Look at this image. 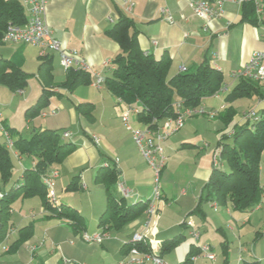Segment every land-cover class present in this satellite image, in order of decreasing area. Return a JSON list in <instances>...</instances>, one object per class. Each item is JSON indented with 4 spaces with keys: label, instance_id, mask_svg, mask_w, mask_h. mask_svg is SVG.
Instances as JSON below:
<instances>
[{
    "label": "crops",
    "instance_id": "0c3cea01",
    "mask_svg": "<svg viewBox=\"0 0 264 264\" xmlns=\"http://www.w3.org/2000/svg\"><path fill=\"white\" fill-rule=\"evenodd\" d=\"M19 1L21 2V0ZM208 1L214 3L216 0ZM45 2L44 17L53 35L62 42L65 48L75 51L81 59V62L73 64L72 69L88 73L91 80L93 78L92 72H98L105 76L112 70V59L119 52V46L108 37L106 31L116 22L118 18L116 10H120L135 21L138 29V44L143 53L151 55L154 59H160L163 55L169 57L168 76L171 77L180 73L181 67H185L186 71H191L204 60L222 73L224 81L219 93L206 97L202 101L206 110L215 111L216 114L219 112L213 106L208 107V104H212L213 100H219L223 91L232 89L234 81L230 74L247 63L254 51L264 49L263 15L258 17L260 22L256 26L246 23L242 21V5L236 3L226 2L222 7L221 14L207 23L193 14L187 6V0H45ZM23 7L27 17V6L23 5ZM165 9L170 15L171 21H168L162 13V10ZM0 46L6 51L0 52V58H10L11 53L12 57L20 54L23 59L22 69L25 64L30 62V64H35L37 72L39 46L20 42L10 45L4 43ZM47 57H52V59L55 57L58 61L56 54L49 53ZM57 64L58 74L52 66L54 81L58 75H62L60 79L63 78L62 80H64L65 71L59 61ZM82 64L88 67V72L82 70ZM88 86L94 87L91 83ZM75 89L69 92L55 87L54 92L59 96H53L50 99V104L55 107L53 109L57 110L53 115L50 114L51 109L45 116L39 114L41 118L46 119L40 121L37 127L38 129L51 130L63 128V132L69 131L71 133L70 137L73 138L72 143L75 145V149L56 167L58 176L53 180V189L56 201L57 197L61 196V194L57 196L56 187L65 191L64 196H61L62 201L66 202L67 206L76 209L83 217L84 222L87 218L94 223L93 227L86 228L85 225L82 231L75 232L67 220L50 216L38 197L23 198L21 193L17 192L16 200L19 201L18 203L16 201V209L13 207L15 204H11L9 210L10 228L6 238H4L5 242L10 247L17 238L18 229L24 226L30 225L33 234L18 249L14 251L8 249V251L1 253L0 264H118L123 255L122 246L130 241L134 233L143 231L144 214L126 224L119 231H108L109 237L101 244L86 243L80 239L82 232L92 233L101 230L97 223L105 208L106 190L104 184L95 181V176L97 170L105 162L112 163L118 168V182H123L136 193L137 202H145L151 196L154 176L132 141L129 132L120 121V114L127 105L119 102L106 89L105 85L97 88L99 94L97 97L95 96L96 98H80L77 94H73ZM15 93L17 92L6 94L0 89V126L4 132L6 129L14 131L15 137L10 135L12 140L21 137L13 126L15 121L10 117L11 112L6 109L12 106L16 99ZM60 97H65L69 101L68 105L59 101L53 102L54 98ZM253 98L256 99L253 110L248 109L236 113L233 121L227 126L220 122V126L215 129L216 141L220 139L222 134L231 133L234 125L243 123L248 117V112L250 114L257 113L264 107V98ZM80 99L93 101L91 102L93 104L91 120H87L76 112L75 105L81 101ZM21 101L23 102L20 113L21 116L23 115L26 127H29L32 120L25 119L24 112L29 105H32L33 100L28 102V99L24 98ZM236 102H233L232 105H235ZM225 107V101H220L219 109L222 111ZM216 116L211 119H215ZM80 119L86 120L87 125L81 128V135L73 136L69 127ZM131 120L134 126H140L135 115L131 117ZM116 122L128 132L125 137L123 133L113 131ZM183 130L173 134L165 141L164 149L167 161L159 179L171 173L177 166L178 160L182 161L184 158L185 162L193 163L190 172L191 178L198 183L197 192L193 190L190 196H187L185 191L181 192V199L178 202L180 204L178 205L179 211L173 210L166 194L160 192L156 238L162 242L180 235V241H182L187 234L195 244L194 242H179L163 256L164 261L168 264L180 263L183 255L186 256L189 252H192V255L198 253L199 246L206 244L204 239V241L201 240V228L194 216L199 215L198 220L203 222L205 221L203 212L199 210L195 212L196 214H192L191 211L197 205V201L202 195V187L212 170V155L215 150L198 147L197 149L200 150L193 158L194 160H191L190 156L192 155H186L185 150L199 146L196 142L198 140L188 136L187 128ZM93 137L99 139L98 144L94 143ZM21 159H25L27 163L16 169V161L20 162ZM114 159H117L116 163L113 162ZM13 160L15 161L13 162L12 176L15 168L17 177L12 186L19 184L23 171L32 168L34 165L32 158L13 155ZM72 181L76 182L77 186L74 191L83 194L84 203H77L71 196L70 192L73 191L66 190V186ZM115 185L117 187V183ZM0 191L6 192L4 188H0ZM128 202L133 203V200H128ZM203 203L214 208L210 202ZM259 208L260 205L258 204L246 214H250ZM219 209H225L227 213L235 212L230 204L216 208V210ZM188 219L199 231L198 239L192 238L191 229L186 224L182 225V222L184 220L186 222ZM227 228L234 231L231 227ZM219 229L222 231L221 228ZM263 232L259 235L264 236ZM191 246L194 249L190 251ZM226 247L228 246L226 245ZM210 250L214 254L213 260L204 257L198 259L215 262L217 257L211 247ZM198 259L192 263L198 264ZM144 264L154 263L146 262Z\"/></svg>",
    "mask_w": 264,
    "mask_h": 264
},
{
    "label": "trees",
    "instance_id": "16d2710c",
    "mask_svg": "<svg viewBox=\"0 0 264 264\" xmlns=\"http://www.w3.org/2000/svg\"><path fill=\"white\" fill-rule=\"evenodd\" d=\"M241 7L242 21L253 26L258 25L259 16L255 13L252 0H246ZM116 11L118 18L106 34L118 44L119 52L112 59V70L104 76V85L119 102L137 109L136 121L141 127H151L153 121L160 122L173 116L175 101L180 100L185 106L196 107L202 104L204 98L221 90L223 75L206 60L191 71L168 76L169 57L163 55L160 59H154L143 53L138 44L135 21L120 10ZM26 19L23 4L19 0H0V45L4 44L2 38L8 26L23 25ZM262 21L264 23V9ZM52 61V57L39 58L36 79L41 89L36 102L25 110V119L31 120L38 116L49 106L53 96H59L54 92L55 87L70 92L79 85H90L92 81L88 73L70 68L65 71V79L56 83L52 75ZM22 63L20 54L12 58H0V86L11 92H20L27 87L30 74L22 69ZM253 97L264 98V83L241 78L234 80L231 93L224 99L226 107L218 116L223 125L231 123L237 113L233 102ZM75 110L87 120L93 117L91 102H79L75 105ZM247 114L248 117L243 123L234 125L231 133L222 134L217 141L219 163L212 166L192 214L200 210L203 202H215L219 206L230 204L233 211L242 213L251 211L260 203L264 195V186L260 183L259 175L261 154L264 150V107L257 113ZM6 133L15 137L12 129H6ZM13 146L19 156L32 158L34 165L23 171L19 184L4 193L0 191V201L3 202L0 206V241L9 232V210L17 192L23 198L38 197L50 216L67 220L75 232L82 231L85 222L79 212L67 205L52 202L42 182V177L59 166L74 151L75 145L65 141L58 130L37 129L31 133L29 139L15 138ZM12 157L4 143L0 142V180L3 184L11 179L14 167ZM118 179V168L112 163L107 167L102 165L96 172L95 181L104 184L106 190V204L97 226L106 231H119L143 215L146 208L144 201L131 203L110 193V186L115 185ZM76 189L74 181L66 186L68 191ZM182 225H185V220ZM32 234L30 225L18 229L17 238L9 247L10 251L18 249ZM180 240V235H177L162 241L159 256L163 258ZM131 247L150 251L147 242L128 241L122 246L123 254ZM192 249L193 246L190 251ZM190 255L192 252L178 264H193ZM243 264L258 262L243 261Z\"/></svg>",
    "mask_w": 264,
    "mask_h": 264
},
{
    "label": "built area",
    "instance_id": "2783aa9c",
    "mask_svg": "<svg viewBox=\"0 0 264 264\" xmlns=\"http://www.w3.org/2000/svg\"><path fill=\"white\" fill-rule=\"evenodd\" d=\"M246 0H216L211 3L208 0H187L188 8L194 15L202 18L205 22H209L212 18L218 16L222 12L223 5L227 2L236 3L242 5ZM254 4L255 13L258 16L263 15L264 2L263 0H252ZM23 5L27 6L28 15L26 22L23 25H9L3 35V42H20L39 46V56L47 57L49 53L56 54L59 64L67 71L73 67L74 63L81 62V59L73 50L65 48L62 42L57 39L50 30L44 14L46 10L45 0H21ZM162 13L166 16L168 21H171V17L167 10H162ZM215 67V65H214ZM82 70L88 72V67L82 64ZM186 68L181 67L180 72H185ZM231 79H250L255 82L264 83V49L254 51L247 63L242 65L238 70L230 74ZM91 84L96 88L104 86V76L98 72H92ZM220 91V90H219ZM217 92L216 94H218ZM215 94V95H216ZM174 115L168 117L160 122L153 121L150 126H134L132 124L131 116L137 113V109L132 106H126V108L120 114V121L129 132L132 141L138 148L141 156L145 160L148 167L153 172V188L149 199L146 202V208L143 212L144 222L143 231L136 232L131 236L130 241L132 243L147 242L150 251H141L135 247H131L126 253H124L118 264H144L146 262H153L154 264H168L162 257L159 256L161 249V242L156 238V220L158 216V203L160 202L159 191V178L160 171L165 166L167 157L165 155L164 144L165 141L179 131L183 126L185 119L192 116L206 115L212 118L216 115L215 111L206 110L203 105L196 107L185 106L183 101H175ZM47 112L41 111L40 115L45 116ZM50 114H55V110L52 109ZM5 148L10 151L12 155L18 157L17 152L14 150L12 138L5 132ZM71 133L65 131L62 133L63 138H69ZM95 144L99 143L97 137H93ZM114 163L117 159H114ZM218 162L217 150L213 152L212 164L216 165ZM110 163L105 162L103 166L107 167ZM58 176V170L53 168L47 176L42 177V182L47 189L48 196L52 202H56V196L54 192L53 180ZM117 188L120 193V197L125 200H133L136 202V193L127 187L123 182H117ZM2 194L0 193V198ZM185 224L191 229V236L193 239H198L199 231L194 228V224L188 219ZM109 237V233L106 230H99L96 232L88 233L82 232L80 239L86 243L101 244ZM6 238V237H5ZM9 246L5 242L0 241V254L8 251ZM199 253L193 258L194 260L204 257L209 260L214 259V254L210 250L208 244L199 246Z\"/></svg>",
    "mask_w": 264,
    "mask_h": 264
},
{
    "label": "rangeland",
    "instance_id": "374dc122",
    "mask_svg": "<svg viewBox=\"0 0 264 264\" xmlns=\"http://www.w3.org/2000/svg\"><path fill=\"white\" fill-rule=\"evenodd\" d=\"M6 45H10L11 43H17V42H4ZM25 44V43H24ZM4 48L0 46V52H6L3 50ZM8 52V51H7ZM12 57V53L10 54ZM9 55V56H10ZM10 57V58H11ZM39 58H45L40 57ZM58 61L54 57L52 61V66L54 69H56L58 74ZM23 69L30 74L28 77V83L26 89L22 93H15L16 99L14 100L12 106H10L7 111H10L11 115L10 117L12 120L15 121V125H13L17 132H19L20 136L25 139H29L30 135L33 130L38 129V123L46 118H41L40 115L32 118L31 124L29 127H26V123L23 120V115L21 116L20 109H21V101L24 98L28 99V102H31L32 105L36 102V98L39 95L40 87L37 79L35 78L36 73V66L35 64L27 63L23 66ZM60 76L58 75L55 78L56 82H62L63 78L60 79ZM0 89L2 91H5L6 94L11 93L7 88H4L3 86H0ZM233 89V87H232ZM232 89H228L226 91H223L221 93V96L219 97V100H213L212 105L211 103L208 104V107L213 106L217 112H221L219 109V103L220 101H225V97L231 93ZM73 94H77L78 97L84 98H96L99 94V91L97 88L88 86V85H80L78 86ZM96 96V97H95ZM80 102H93L89 99H80ZM61 102L65 105H68V100H66L65 97L60 98H54L53 102ZM237 102L233 107L237 110V113H241L243 110L248 109H254L256 104V99H248V98H241L236 100ZM24 104V103H23ZM30 106V105H29ZM53 105L50 104L47 108L43 109L42 111L48 112L50 109L52 110L55 107H52ZM27 108V107H26ZM126 108V107H125ZM124 108V109H125ZM3 109V108H2ZM55 110V109H54ZM57 110V109H56ZM55 110V111H56ZM223 111V110H222ZM58 112V111H57ZM219 113H217L215 116V119H211L207 117L206 115H198V116H192L185 119L184 127H182L179 131H184L183 129L187 128V134L188 136H191L192 139L198 140L197 147H191L187 148L186 155L190 154L191 160L197 155L198 147H202L206 150H217L216 144L217 141L215 139V129L217 126H220V120H219ZM23 114V113H22ZM58 115V114H57ZM133 116V115H132ZM131 116V117H132ZM214 116V117H215ZM212 117V118H214ZM4 118V117H3ZM48 118V117H47ZM85 119V118H84ZM116 122L114 124V129L116 131H119L123 133L124 137L126 136V133H128L123 126H120V124ZM86 124V120L80 119V121H77L76 123L72 124L69 129L71 132H73V136L75 135H81V128L84 127ZM29 128V129H27ZM61 133L64 131L63 128L56 129ZM196 131V132H195ZM178 132V131H177ZM176 132V133H177ZM197 133V134H196ZM179 134V133H178ZM196 134V135H193ZM5 132L1 129L0 126V142L5 144ZM65 141H73L72 137L64 138ZM218 153V150H217ZM13 158V157H12ZM187 160V159H185ZM194 160V159H193ZM15 160H13L14 162ZM177 166L171 171V173L166 174V176H163L161 179H159V191L166 194L167 199L169 200L170 204L172 205L173 210L179 211L180 208H178V205H180L178 202L181 199V192L185 191L187 196H190L191 193L196 191L197 182L191 178V172L190 168L192 167V162H185L184 158L182 161L178 160ZM21 162V163H20ZM16 161L15 168H20L21 165H25L27 161L25 159H21V161ZM219 163V159L218 162ZM166 165V164H165ZM224 165V163H223ZM165 167V166H164ZM164 167L161 169L160 173L164 169ZM14 168V173L11 179L3 184L0 180V188L5 191L9 190L11 186L13 185L15 178L17 177L16 169ZM18 168V169H19ZM260 175V183L264 186V150L261 154V170L259 172ZM160 176V175H159ZM57 196L61 194V196H64L65 191H61L59 187H56ZM110 193L118 198V191L116 185H112L109 188ZM197 192V191H196ZM72 198L77 202L84 203V196L80 192H70ZM57 197V204H63L66 205V202L62 201V197ZM15 197L13 204V207L16 209V200ZM19 201V200H18ZM17 201V203H18ZM214 208H211L208 204H201L200 210L203 212L205 221L201 222V220H198L200 218L199 215H194L199 222V227L201 228V240H203L206 244H208L213 250L216 255V261L211 262L207 260H199L203 258H199L198 264H243V261L252 262L257 261L258 264H264V236H260L259 233H262L264 231V195L262 196V199L259 203L260 208L258 210L253 211L250 214L242 213V212H231L227 213L225 209H219L216 210V208L219 206L215 202H210ZM3 204V202L0 201V206ZM195 208V207H194ZM173 211V212H175ZM159 213V210H158ZM196 214V213H194ZM93 224L91 221H89L87 218L85 219V225L86 228H92ZM227 227H231L234 231H230ZM222 231H220V229ZM223 232V233H222ZM264 235V232H263ZM184 243L194 242L190 239V237L186 234L185 237L182 239ZM195 244V242H194ZM226 245L228 247H226ZM199 253V252H198ZM197 252L193 255H191L192 262L194 261V257L198 254ZM169 257V256H168ZM185 256H182L181 261ZM169 259V258H167ZM180 261V262H181ZM195 264V263H193Z\"/></svg>",
    "mask_w": 264,
    "mask_h": 264
}]
</instances>
